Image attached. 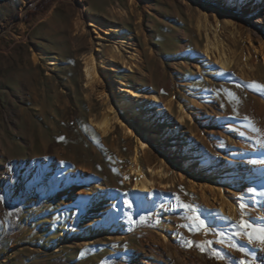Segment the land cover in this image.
I'll use <instances>...</instances> for the list:
<instances>
[{
	"label": "rangeland",
	"instance_id": "obj_1",
	"mask_svg": "<svg viewBox=\"0 0 264 264\" xmlns=\"http://www.w3.org/2000/svg\"><path fill=\"white\" fill-rule=\"evenodd\" d=\"M199 6L235 22L218 25L232 57L228 69L213 62V55L200 57L205 38L196 26ZM81 12L122 26L119 32L132 38L141 60L132 71L111 70L114 79L144 91L155 89L164 102L172 100L168 113L198 144V150L190 151L198 158L185 159L172 138L177 132L165 128L159 148L174 179L164 195L156 187L142 195L136 188L132 198L122 199L136 180L127 171L135 138L118 125L102 136L91 123L104 104L86 85L83 57L95 44L104 54L112 41L110 36L93 38V26L85 25ZM78 20L84 31L76 27ZM261 42L264 0H0V264H133L148 249L145 235L159 227L168 228L182 252H200L196 243L211 241L205 247L228 251L220 258L225 263L247 261L227 246H243L239 239L248 244L247 238L233 236L229 225L214 230L213 208L190 181L196 172L205 177V154L218 164L222 155L232 159L235 140L247 136L252 126L258 128V122L264 124V90L253 85L264 84ZM54 57L58 62L49 64ZM184 57L198 67H186ZM250 62L256 68L245 77L240 70ZM179 101L188 115L182 119ZM61 136L65 139L58 141ZM157 161L153 154L141 158L144 168ZM98 180L104 189L94 186ZM245 185L255 189L251 182ZM221 190L230 193L240 217L242 196L245 218H252L253 195L231 191L225 180ZM95 192L105 197L101 207L90 205ZM177 195L196 207L207 228L197 229L191 213L174 207ZM145 196L154 203L149 212L141 205ZM89 227L100 234L79 241ZM215 231L227 234L225 244L218 242L220 237L212 239Z\"/></svg>",
	"mask_w": 264,
	"mask_h": 264
},
{
	"label": "bare ground",
	"instance_id": "obj_2",
	"mask_svg": "<svg viewBox=\"0 0 264 264\" xmlns=\"http://www.w3.org/2000/svg\"><path fill=\"white\" fill-rule=\"evenodd\" d=\"M197 13L196 26L198 30L204 33L205 38L204 47L200 53L201 59L206 60L210 58L209 54L213 55V58H211L213 62L221 68L228 69L232 63V57L226 52V45L224 44L226 33L222 29L220 31L218 25L222 24L224 26L229 23L234 26L235 22L223 18L218 11L210 14L203 6L198 7ZM81 15L86 26H93L92 29L95 33L93 38L99 39L110 36L112 41L111 46L105 50L104 54L100 45L95 44L93 50L83 57L86 85L90 92L95 93L104 104L103 111L98 116H93L91 123L102 136H108L118 125L126 135L135 138V144L132 147L131 165H129L127 171L134 173L136 180L133 189L126 191L122 195V199L129 200V198H132L136 188L139 189L140 195L144 190L151 192L153 187H156L164 195L167 192L166 186L172 185L174 179L168 175L170 169L168 157L159 148L162 144V135L165 128L174 129V131H171L172 133L177 132L172 134V138L179 141L180 146L183 148L181 157L185 159L188 157L198 158V154L190 153V151L198 150V144L190 135L182 133L181 123L174 121L172 115L168 113L172 106V100L164 102L155 89L144 91L126 84L125 81L114 79L111 70L129 68L132 71L141 60L140 53L133 46L132 38L119 32L122 30V26L116 21H103L97 14L89 13L86 15L81 12ZM86 26L82 25L81 20L76 22V27L81 31H84ZM231 32L234 33V28ZM258 51L260 61L264 65L263 42L260 43ZM34 61H37L36 57H34ZM57 62L58 59L54 57L49 61V64ZM183 62L186 67H189L190 64L198 67L197 63H194L188 57H184ZM250 63L247 68L240 70V73L245 77L251 75L254 68H256ZM260 104L261 108H264L262 100ZM183 106L180 102V119L188 116L185 115ZM258 126L256 129L252 126L247 136L238 137L235 140L232 145L236 148V150H233L236 155L232 159L222 155L224 161L218 164L211 160V155L205 154L204 157L208 161V165L203 168L205 177L201 179V176H198L196 172L190 181L191 188L195 191L198 190L203 202L213 208L215 221L212 228L214 230H221L240 219L238 208L235 206L230 193H222L221 184L224 180L228 182L231 191L242 194L247 190L245 183H253L257 194L251 198L253 205L251 216L256 223L264 222L255 219L264 217V196L259 195V191L264 190V124L258 122ZM157 143L159 145H156ZM147 154L155 155L158 161L144 168L141 158ZM252 161H255V163H252ZM179 174L182 176L183 171H180ZM160 185L162 187H159ZM94 186L100 189L105 188L101 180L94 182ZM104 201L105 197L99 192H95L90 205L101 207ZM141 205L145 212L154 209V203L150 196H145ZM224 217H228L230 220H225ZM231 219H234V221ZM216 233L212 237L214 240L219 238ZM62 234L65 236V231ZM99 234V230L89 227L82 232L78 240L85 242L88 239L97 237ZM172 238L168 228L165 227L156 228L155 232L145 235L144 243H146L148 249L146 248L147 250L138 253L133 260V264H227L220 259V254L224 255L228 252L222 248H219L218 255H213L214 248L210 246H206L203 253L201 251L185 253L179 249ZM239 242L244 244L240 246L246 249L247 254L239 252L238 258H246L249 264H263L264 245L259 242L247 244L242 239H239Z\"/></svg>",
	"mask_w": 264,
	"mask_h": 264
},
{
	"label": "snow or ice",
	"instance_id": "obj_3",
	"mask_svg": "<svg viewBox=\"0 0 264 264\" xmlns=\"http://www.w3.org/2000/svg\"><path fill=\"white\" fill-rule=\"evenodd\" d=\"M253 85L257 90H264V84H259V83L253 82ZM253 85H250V87H252ZM228 95L232 96L234 94L231 92H228ZM245 119H247V117H245ZM241 135H243V133H241ZM64 139L65 138L63 136L58 137V141H63ZM252 163H255V161H252ZM246 191L248 192L249 195H256L257 194V190L253 189V188H249ZM259 195L264 196V190L259 191ZM175 199L177 201V205H174V207L179 206L181 209L187 210L189 213H191L192 215L189 218L195 222V226L197 227V229H205L208 227L206 224V221L204 219H202L200 215L197 214V209L194 205L184 203L183 201L180 200L178 195L175 197ZM238 199L241 201L239 203V207L241 209V217L235 223L229 224V227L233 230L232 235L237 237V238H239L240 236H244L247 238V241L250 244L253 242H259L261 245H264V222L256 223V222H254L253 218H245L244 210L246 208V205L243 202L242 196L238 197ZM125 204L128 205L129 207H131L130 202L125 201ZM129 219H131V217ZM141 219H143V218H141ZM224 219L230 220V218H228V217H224ZM255 219L264 221V217H257ZM186 226L187 225H182L181 227H186ZM208 231H212V229L208 228ZM216 234L220 237V239L218 241L219 243L225 244L227 242L225 240V237L227 236L226 233L220 232V233H216ZM193 243H194L193 241L189 240L187 242V246L192 247ZM205 243L210 245L212 242L211 241L199 242V243H196L195 246L197 248H199V250L203 253L206 250ZM227 246L232 247L241 253L247 254L246 249L239 246L237 243H234V242L228 243ZM218 254H219L218 250H214L213 255H218ZM220 258L223 259V256L221 255ZM239 264H249V262L245 261V260H241V261H239Z\"/></svg>",
	"mask_w": 264,
	"mask_h": 264
}]
</instances>
